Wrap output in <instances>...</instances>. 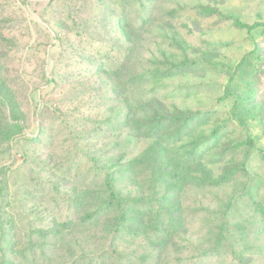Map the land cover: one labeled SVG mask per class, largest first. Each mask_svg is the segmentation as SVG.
Wrapping results in <instances>:
<instances>
[{
	"label": "rangeland",
	"instance_id": "1",
	"mask_svg": "<svg viewBox=\"0 0 264 264\" xmlns=\"http://www.w3.org/2000/svg\"><path fill=\"white\" fill-rule=\"evenodd\" d=\"M145 2L151 20L131 41L121 36L117 42L98 23L100 16L95 19L96 0H0V46L10 51L3 74L27 116L24 134L0 153V168L8 170L0 209L24 229L27 215L42 225L71 217L74 193L104 191L106 172L115 171L117 161L127 162L126 172L116 174L117 192L144 199L136 208L152 216L167 207L176 211L181 231L166 234L142 224L138 233L101 238L100 221L74 233L94 247L87 253H98L109 239L128 258L168 243L163 264H188L212 248L216 252L203 264H264V220L250 202L251 195L264 200V0ZM201 7L214 13L203 14ZM237 21L259 26L250 34ZM180 63L184 70L161 77ZM137 74L147 82L131 84ZM227 91L230 96L220 100ZM150 97L169 110L208 114L196 134L219 129L200 150L201 162L216 175L241 165L249 136V172L238 170L219 188L190 185L174 200H160L166 190L157 182L161 139L140 137L113 122L125 100L142 110L139 103ZM239 97L248 127L234 115ZM191 140L173 148L184 152ZM20 236L27 242L26 234ZM123 257L109 260L126 264Z\"/></svg>",
	"mask_w": 264,
	"mask_h": 264
},
{
	"label": "trees",
	"instance_id": "2",
	"mask_svg": "<svg viewBox=\"0 0 264 264\" xmlns=\"http://www.w3.org/2000/svg\"><path fill=\"white\" fill-rule=\"evenodd\" d=\"M96 4L95 19L100 16L98 23L102 24L106 32L113 35L117 42L121 36L131 41L133 34L151 20V13L148 12L146 15L145 0H96ZM173 12L170 11L167 14ZM200 12L212 15L214 9L201 7ZM236 23L239 27L246 28L250 34L259 26L258 23L247 24L241 21ZM1 40H4V37L0 35ZM8 56H10V51H3L0 46V153L6 151L27 129V116L17 92L3 74V59ZM184 66L186 65L183 63L174 65L173 68L162 72L161 77L172 74L176 69L184 70ZM130 78L131 84L146 83L148 80L145 74L133 75ZM231 82L232 80L229 86ZM229 96L230 93L227 91L220 100ZM241 100L242 98L239 97L234 103V115L242 126L248 127L239 110ZM139 104L142 110H135L132 108V103L125 100L121 104L123 110L119 115L120 119L113 122H118L126 129L133 130L140 137L161 139L160 150H158L160 171L157 182L165 184L166 190L158 197L161 198L160 200L164 202H168L169 199L174 200L184 188L190 185L219 188L228 184L238 170L249 172L247 162L250 157V148L254 146L249 136L241 165L230 166L216 175L201 162L200 150L203 145L218 135L219 129L215 128L210 135H205L204 132L200 135L196 134L198 127L207 122V113L184 112L176 106L169 110L154 97L142 100ZM190 137L192 140L186 151L179 153L173 148V144ZM31 139L34 138L31 137ZM261 153L264 156V150H261ZM112 166H115L116 170L106 172L104 191L85 189L82 193H74V196L70 197V204L77 209L75 213L69 215L71 217L65 219L54 217L47 224L42 225L32 221L30 215H27L28 227L24 229L16 222L14 215L0 209L1 264H112L109 259L113 257L121 259L123 255L111 246L109 239L106 245H102L101 250L99 246L98 253L90 254L87 251L94 247L88 249L86 242L74 238V233L79 227H87L100 221L102 222L101 238H109L111 235L122 232L138 233L142 230L139 227L144 224L146 229L155 232L171 234L181 231L179 226L181 220L176 211L167 207L166 210H157L152 216L146 210L136 208V205L146 202L144 199L122 197L115 188L116 174L125 173L129 168V163L117 161ZM7 173V168H0V195L4 189L8 188L7 180H5ZM250 202L256 214L262 216L264 220V200L257 201L252 199L251 195ZM84 208L87 209L84 211ZM20 234H26L27 242H23ZM96 240L98 238L93 242ZM168 247V243H164L155 253L123 258L126 264H163ZM215 252L213 248L203 250L196 255L195 259H188V264H203L205 258Z\"/></svg>",
	"mask_w": 264,
	"mask_h": 264
}]
</instances>
